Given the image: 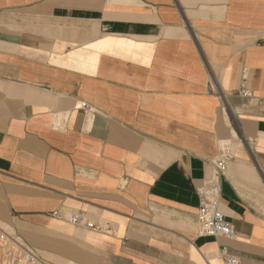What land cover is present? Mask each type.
Instances as JSON below:
<instances>
[{
	"label": "crops",
	"instance_id": "0c3cea01",
	"mask_svg": "<svg viewBox=\"0 0 264 264\" xmlns=\"http://www.w3.org/2000/svg\"><path fill=\"white\" fill-rule=\"evenodd\" d=\"M224 148L233 242L198 223ZM0 223L54 264H264V0H0Z\"/></svg>",
	"mask_w": 264,
	"mask_h": 264
},
{
	"label": "built area",
	"instance_id": "2783aa9c",
	"mask_svg": "<svg viewBox=\"0 0 264 264\" xmlns=\"http://www.w3.org/2000/svg\"><path fill=\"white\" fill-rule=\"evenodd\" d=\"M81 109L90 117L95 114L88 104H82ZM234 154L224 148L218 159L213 162L214 178L207 182L199 193L198 223L202 236L219 237L228 242L235 241L237 233L225 215L219 210L221 194L219 178L224 174L226 166L234 160ZM61 213H54L53 217L60 218ZM70 222L82 225V220L72 216ZM93 228L92 224H86ZM222 264H241L240 259L231 254L227 246L220 250ZM0 264H45L37 251L29 246L20 237L11 235L0 227Z\"/></svg>",
	"mask_w": 264,
	"mask_h": 264
},
{
	"label": "rangeland",
	"instance_id": "374dc122",
	"mask_svg": "<svg viewBox=\"0 0 264 264\" xmlns=\"http://www.w3.org/2000/svg\"><path fill=\"white\" fill-rule=\"evenodd\" d=\"M0 227L2 229H4L5 231H7L9 234L14 235L13 229L12 228H8L5 227L3 224L0 223ZM29 243V242H28ZM29 245V244H28ZM30 246V245H29ZM33 246V245H32ZM35 248L36 251H38V248H36L35 246H33ZM33 248V249H34ZM37 254L40 256L41 260L45 263V264H54L53 261L47 259L46 257H44L42 254H40V252L38 251Z\"/></svg>",
	"mask_w": 264,
	"mask_h": 264
},
{
	"label": "bare ground",
	"instance_id": "6f19581e",
	"mask_svg": "<svg viewBox=\"0 0 264 264\" xmlns=\"http://www.w3.org/2000/svg\"><path fill=\"white\" fill-rule=\"evenodd\" d=\"M62 264H68V263H63V262H62Z\"/></svg>",
	"mask_w": 264,
	"mask_h": 264
}]
</instances>
